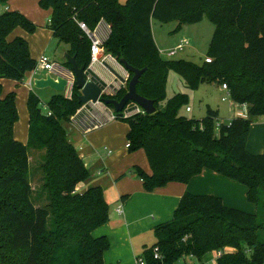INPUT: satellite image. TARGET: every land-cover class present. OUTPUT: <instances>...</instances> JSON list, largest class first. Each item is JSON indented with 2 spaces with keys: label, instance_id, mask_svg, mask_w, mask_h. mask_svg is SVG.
Wrapping results in <instances>:
<instances>
[{
  "label": "trees",
  "instance_id": "obj_1",
  "mask_svg": "<svg viewBox=\"0 0 264 264\" xmlns=\"http://www.w3.org/2000/svg\"><path fill=\"white\" fill-rule=\"evenodd\" d=\"M39 4L52 9L47 27L69 46L67 52L79 67L87 68L91 61V40L80 23L94 30L103 20L111 25L105 52L135 68H147L137 91L155 101L157 112L124 119L130 123L129 149H144L152 169L149 174L134 168L146 191L171 182L187 183L208 168L246 185L248 200L258 207L249 213L225 205L216 195L184 193L172 219L154 228L156 242L143 254L146 264H176L185 256L203 261L227 247L234 251L224 253L217 264H264V153L252 154L247 148L252 124L264 117V0H39ZM205 15L215 26L207 56L211 61L164 59L152 21L176 20L180 29L199 23ZM17 28L34 33L38 25L19 11L0 13V77L23 81L37 60L24 37L9 38ZM64 65L72 68L66 59ZM171 71L179 73L191 90L207 82L227 84L232 100L248 105L249 116L224 122L208 107L202 119L189 118L180 114L189 101L187 93H176L160 109ZM129 74L127 86L111 98L120 100L128 92L134 75ZM2 93L0 84V264H105L112 242L93 232L108 222L109 203L100 185L82 193L76 190L90 178V171L65 127L83 106L81 89L75 84L71 98L63 92L54 94L47 111L38 94L30 91L27 143L14 134L19 120L16 93ZM29 149H45L43 206L32 198ZM155 248L161 258H155Z\"/></svg>",
  "mask_w": 264,
  "mask_h": 264
},
{
  "label": "crops",
  "instance_id": "obj_2",
  "mask_svg": "<svg viewBox=\"0 0 264 264\" xmlns=\"http://www.w3.org/2000/svg\"><path fill=\"white\" fill-rule=\"evenodd\" d=\"M6 11H19L38 25V29L34 33L17 28L9 38L24 37L29 43L31 55L36 60L42 54L48 55L49 45L56 38L53 31L47 27L52 9L42 8L39 0H9L5 4H0V13ZM67 50L68 48L63 51L67 52ZM48 56L52 61L59 63L53 60L50 55ZM112 70L122 77L123 72L119 68L112 67ZM28 79L29 72L26 73L23 81L0 77L3 96L9 92L16 93L19 120L15 124L14 134L15 138L23 143L28 141L30 127L27 102L31 90L25 84ZM33 91L36 92V88ZM56 93L58 92L56 91L52 96ZM210 107L219 112L221 121L230 122L237 117L235 111L232 110L233 115L221 118L220 109L213 108L211 105ZM188 108L187 111H190L191 108ZM101 112L102 107L98 104L85 105L77 113L75 120L66 123L65 127L68 139L77 148L90 171V178L80 182L76 190L82 193L90 187L100 185L109 203L108 222L93 232L94 236H107L112 242V246L104 255L105 264H139L138 259L143 258L144 249L148 247L146 244L147 235L154 231L157 225L172 219L180 198L186 192L197 195H216L222 198L225 205L229 207L249 213L257 211L256 204L248 200L246 185L208 168H205L202 173L187 183L171 182L152 192L146 191L142 179L138 177L134 168L139 166L149 174L152 173V169L144 149L131 151L126 146L130 131L128 121L124 119L108 121L99 128L85 131L86 125L94 123L95 117ZM206 115L207 113L196 119H202ZM247 148L252 154L264 153V120L252 124ZM120 205L123 206L122 213L117 212ZM212 253L214 255V252ZM185 257L191 258L192 261H198L194 256ZM207 260H210V264H217L215 257ZM192 261L190 264H194Z\"/></svg>",
  "mask_w": 264,
  "mask_h": 264
},
{
  "label": "rangeland",
  "instance_id": "obj_3",
  "mask_svg": "<svg viewBox=\"0 0 264 264\" xmlns=\"http://www.w3.org/2000/svg\"><path fill=\"white\" fill-rule=\"evenodd\" d=\"M120 1L126 2V0ZM177 27L178 21L176 20L170 22L153 21V32L160 49L168 50L174 48L183 38L189 40V44L186 45L183 50H179L174 56H168L166 53H162V57L167 60L187 59L196 63H202L205 61L208 56L209 44L215 29L214 24L209 20L207 15H205L203 20L199 23L186 24L180 29H177ZM68 47L69 46L65 43L54 38L49 45L47 53L53 58V60L58 61L61 64L64 62L63 55L65 54V51L63 50ZM36 92L40 96L42 104H45L56 91L47 87L43 89L36 88ZM176 93H187L189 96V101L180 110V114L182 115L184 114L191 118H201V116H204L207 113V104H209V107L211 105L213 108H219L221 118H228L233 115V100L228 95V92L222 89V85L215 84L214 82H207L202 84L199 89L192 91L187 88L185 79L179 73L171 71L167 83V97L165 101L161 102L160 109L164 108L167 100ZM224 97L227 99L223 100ZM188 107L191 108L190 111H187ZM262 118L264 117L257 119L255 122L263 121L264 119ZM29 154L30 158L32 157L30 159L29 173V179L34 189L32 198L38 206H43V204L46 203V195L42 194L41 189L44 181L42 164L45 159V149H29ZM256 210L258 211V207ZM146 238V244L148 247H145L144 250L153 246L155 242L154 231L149 233ZM213 257H215V255L211 253L202 262L192 261L191 258L185 257V259L177 264H190L191 261L194 262V264H210V260L207 259Z\"/></svg>",
  "mask_w": 264,
  "mask_h": 264
},
{
  "label": "built area",
  "instance_id": "obj_4",
  "mask_svg": "<svg viewBox=\"0 0 264 264\" xmlns=\"http://www.w3.org/2000/svg\"><path fill=\"white\" fill-rule=\"evenodd\" d=\"M80 26L91 40V61L85 70L86 77H88V79L90 80H96L102 87V90L104 92L103 96L108 95L110 96L109 98H111L115 96L119 90L127 86L130 76L129 71H126L123 65L119 63V59L105 52L104 44L110 36L111 25L102 20L99 22V24L94 30H90L86 26V24L82 22L80 23ZM188 44H189V40L187 38H183L181 42L178 43L174 48L168 50L160 49V52L161 54L166 53L168 56H174L179 50H183L185 46ZM206 61L210 62L211 58L207 57ZM60 65H64V64L56 63L52 61L48 55L42 54L37 60L36 67L29 72V79L25 82L26 86L32 91L34 89L33 83L35 78L40 77L42 74L46 72L56 70L59 73L68 76L69 84L67 89L63 93L65 94L66 97L71 98L74 85L76 84L75 77L72 71L63 68ZM112 67L119 68L121 72H123L122 77L114 73ZM222 89L226 90L228 92V95L230 96V92L227 84L225 83L222 84ZM226 99H227L226 97L223 98V100ZM96 104L102 107V112L100 115L95 117V120L93 121L94 123H89L86 125L85 127L86 132L99 128L108 121L126 119L138 113H142V114L146 113L143 107L136 102H131L125 107V109L122 111L123 118H120L118 116V113L114 110V107L113 108L109 107L107 104L101 101V99H99L95 103L91 102L88 104H83V106L96 105ZM233 106L237 117L247 118L249 116V109L246 103H237L233 101ZM42 107L44 111L48 110V106L46 103L42 104ZM80 109L77 111V113L80 111ZM77 113L71 117L70 122L75 120ZM48 114L51 115V112L48 111ZM126 146L129 148L130 143L128 142ZM117 212L118 213L123 212L122 205H120L117 208ZM232 251H234V249L227 247L225 249L215 250L213 252L215 255V259H218L224 253H228ZM154 253H155V258H161L158 248L154 249ZM138 263L146 264L143 258H139Z\"/></svg>",
  "mask_w": 264,
  "mask_h": 264
},
{
  "label": "water",
  "instance_id": "obj_5",
  "mask_svg": "<svg viewBox=\"0 0 264 264\" xmlns=\"http://www.w3.org/2000/svg\"><path fill=\"white\" fill-rule=\"evenodd\" d=\"M64 59H66L72 65V68H67L64 65L60 66L73 72L76 86L81 89L80 101L83 104H88L91 102L95 103L101 99V101H103L105 104L113 105L114 110L118 113L120 118H123L122 111L131 102L138 103L143 107L147 114H154L157 112L155 101L140 95L137 91V84L139 83L142 74L147 68H135L129 65L125 59H119V63L123 65L124 69L126 71L132 72L134 75L129 82L128 92L120 100H118L103 96L104 92L101 85L96 80H90L88 77H86V67H79L75 56L65 52ZM68 84V76L63 75L56 70H52L42 74L40 77L35 78L33 86L37 89L50 87L57 92H64L67 89Z\"/></svg>",
  "mask_w": 264,
  "mask_h": 264
}]
</instances>
